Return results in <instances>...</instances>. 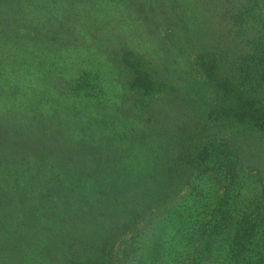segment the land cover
Returning a JSON list of instances; mask_svg holds the SVG:
<instances>
[{
	"label": "rangeland",
	"instance_id": "obj_1",
	"mask_svg": "<svg viewBox=\"0 0 264 264\" xmlns=\"http://www.w3.org/2000/svg\"><path fill=\"white\" fill-rule=\"evenodd\" d=\"M249 3L250 0H68L65 7L84 18L65 27L57 36L58 46L46 53L58 63L42 69L41 55L37 52L31 57L26 55V60L32 63V73L23 82L17 72L9 76L3 71L0 143L7 137L17 143L14 156L20 155V148L31 153L45 146L34 115L42 100H57L60 106L49 110L47 115L51 119L49 127L53 132L63 122L65 126L61 128L69 141L62 148L52 140L51 166L63 160L68 165L76 163L92 171L89 177L98 171V175L117 184L121 182L117 180L119 172L128 169L125 164L131 169L174 168L175 173L184 177L172 179L167 174L163 181L174 185L182 179L181 184L187 186L183 193L160 207L154 222L144 228L145 222L140 225V234L136 235L129 227L119 230L113 226L104 233L108 239L96 245V253L83 256L79 251L73 256L70 252L72 259H67L60 250L53 249L44 264H150L204 187L207 192L194 220L211 215L210 207L221 194L219 185L207 186L206 176L186 177L192 167L184 166L185 161H176L177 155L182 159L187 150L198 152L206 145L223 149L230 144L248 164L241 182L238 212L258 202L262 190L258 174L264 170L262 147L250 128L232 130L221 121L215 122L211 114L217 100H222L225 83L264 97V24L257 21ZM12 33H17L15 38L24 35L20 27ZM26 39L18 43L23 48ZM13 41L16 39L9 40L8 47ZM139 70L152 77L155 90L151 94L137 85ZM83 76L88 81L85 89L77 92L75 82ZM70 102L75 106L70 109L72 116L68 110ZM18 112L29 113L33 120ZM11 114L18 119L14 120ZM22 120L32 127L18 138L13 130L15 126L21 129L17 123ZM27 138L39 142H28ZM83 141H90L97 149L85 154L90 146ZM99 148L103 151L98 152ZM6 155L11 159L13 154L10 151ZM94 158L97 159L92 163L90 160ZM106 210L109 209L99 212ZM93 230L98 231L96 227ZM52 234L59 237L58 232ZM114 235L115 239L111 237ZM102 236L101 239L107 238ZM227 238L224 235L221 240L227 242ZM177 250L184 251L181 253L184 260L187 252L184 238ZM223 260L224 253L209 262L218 264Z\"/></svg>",
	"mask_w": 264,
	"mask_h": 264
},
{
	"label": "trees",
	"instance_id": "obj_2",
	"mask_svg": "<svg viewBox=\"0 0 264 264\" xmlns=\"http://www.w3.org/2000/svg\"><path fill=\"white\" fill-rule=\"evenodd\" d=\"M67 1L0 0V75L3 71L9 76L17 72L23 82L32 73V63L26 60V55L31 57L37 52L41 55L39 65L42 69L47 70L48 64L58 63L54 56L50 58L46 53L58 46L57 36L65 27L76 19L82 21L84 18L83 14L77 17L76 11L65 7ZM249 4L257 21L264 24V0H250ZM18 27L24 35L15 38L17 33L11 35L12 30ZM24 38H27L24 40L25 48L18 44ZM11 39L16 41L8 47ZM86 81L85 76L76 80L74 89L77 92L85 89ZM137 85L148 94L155 90L152 77L144 70H139ZM222 86V100H217L218 105L211 111L214 121H221L235 131L242 126L250 128L264 151V97L257 96L253 90L238 89L228 83ZM42 101L34 115L38 122L34 123L38 124L37 130L43 135L40 137L45 145L43 148L31 153H27L26 148H20V155L17 153L18 156H14L17 143L8 137L0 143V264H44L55 249L67 259L72 257L70 252L74 253L73 256L79 251L83 252V256L96 253V245L108 239L107 233H104L111 227L119 230L129 227L136 235L140 234L142 228L156 220L155 215L163 204L186 189L187 186L181 184L182 179L175 180L178 184L174 185L163 181L167 174L172 179L184 177L175 173L177 169L174 171V168L131 169L125 164L128 169L119 172L117 180L121 182L117 184L106 176L98 175V171H93L95 176L89 177L88 173L92 171L84 170L76 163L68 165L63 160L51 166L52 140L55 139L63 148L69 139L62 131L63 122L53 132L49 127L48 120L51 119L47 115L49 110L60 106L57 100ZM52 101L54 104L49 105ZM72 103H68L70 116V109L75 108ZM18 114L32 118L29 113ZM10 116L18 119L14 114ZM17 124L21 129L17 130L15 126L13 132L18 138L32 127L24 120ZM27 139L28 142H39L35 138ZM83 142L90 146L85 154L90 153V149H97L91 146L90 141ZM218 148L206 145L198 152L187 150L182 159L181 155H177L179 159L176 162L185 161L184 166L192 167L186 177L197 179L206 176L209 178V181L205 180L207 186L210 183L219 185L221 194L215 205L210 207L211 215L194 220L195 212L200 209L207 192V187H204L177 224L169 241L163 243L151 258L150 264H211L209 261L212 258L223 253L224 260L218 264H264V170L258 174L262 187L258 202L238 212L241 182L248 172V164L230 144H225L223 149ZM10 151L13 154L11 159L6 155ZM57 155L61 156V153ZM96 159L90 161L93 163ZM84 162L85 159L82 164ZM105 209L109 210L99 212ZM95 227L98 231L93 230ZM52 232H58L59 237ZM102 235L107 238L101 239ZM224 235L229 236L227 242L221 240ZM111 237L115 239L116 235ZM183 238L187 247L184 260V251L177 250ZM66 249L67 252L64 251ZM124 258L121 256L120 260ZM33 259L38 262H31Z\"/></svg>",
	"mask_w": 264,
	"mask_h": 264
}]
</instances>
